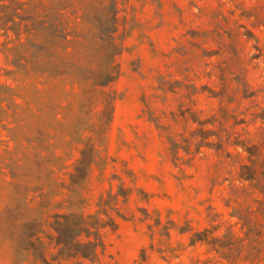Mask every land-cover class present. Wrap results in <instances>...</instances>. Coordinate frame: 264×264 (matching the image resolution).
Here are the masks:
<instances>
[{
	"label": "rangeland",
	"instance_id": "1",
	"mask_svg": "<svg viewBox=\"0 0 264 264\" xmlns=\"http://www.w3.org/2000/svg\"><path fill=\"white\" fill-rule=\"evenodd\" d=\"M117 38L118 76L100 92L84 135L100 162L83 211L119 186L130 197L119 199L116 229L102 230L97 261L81 264H246L191 246L189 236L221 237L232 225L242 237L229 214L254 205L237 181L245 153L233 144H264V0H122ZM0 188L7 201L1 179ZM157 218L169 238L161 226L147 228ZM183 227L192 233L179 234ZM8 238L0 264H39L19 262L23 251Z\"/></svg>",
	"mask_w": 264,
	"mask_h": 264
},
{
	"label": "trees",
	"instance_id": "2",
	"mask_svg": "<svg viewBox=\"0 0 264 264\" xmlns=\"http://www.w3.org/2000/svg\"><path fill=\"white\" fill-rule=\"evenodd\" d=\"M120 1L0 0V179L9 186L7 201L0 198V243L16 236L15 249L25 255L19 262L94 263L102 230L114 231L123 219L119 199L126 203L130 191L122 186L100 196L92 214L83 211L89 173L100 162L84 135L100 92L119 73ZM233 145L247 161L237 181L255 195L254 205L229 214L242 237L232 225L221 237L177 230L228 262L264 264V144ZM159 226L157 218L147 228ZM160 232L169 238V228Z\"/></svg>",
	"mask_w": 264,
	"mask_h": 264
}]
</instances>
